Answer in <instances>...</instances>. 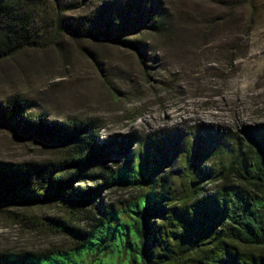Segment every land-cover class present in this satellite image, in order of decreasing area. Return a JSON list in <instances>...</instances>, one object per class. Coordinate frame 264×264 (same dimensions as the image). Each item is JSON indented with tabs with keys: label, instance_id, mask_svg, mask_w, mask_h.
Returning a JSON list of instances; mask_svg holds the SVG:
<instances>
[{
	"label": "trees",
	"instance_id": "obj_1",
	"mask_svg": "<svg viewBox=\"0 0 264 264\" xmlns=\"http://www.w3.org/2000/svg\"><path fill=\"white\" fill-rule=\"evenodd\" d=\"M62 5L0 0V63L40 47L51 29L55 43L96 40L145 63L147 35L168 29L158 0H100L70 17ZM35 107L19 95L0 100L1 128L57 150L0 160V214L62 242L0 251V264H264V124L102 138L94 119H52ZM48 206L63 215L27 213Z\"/></svg>",
	"mask_w": 264,
	"mask_h": 264
},
{
	"label": "rangeland",
	"instance_id": "obj_2",
	"mask_svg": "<svg viewBox=\"0 0 264 264\" xmlns=\"http://www.w3.org/2000/svg\"><path fill=\"white\" fill-rule=\"evenodd\" d=\"M60 1L63 15L70 17L86 14L89 4L100 0ZM158 1L168 29L147 35L153 50L145 63L134 52L96 40L58 37L55 43L51 29L43 45L0 63V100L19 95L34 102L32 112L52 119H94L102 138L264 124V0ZM54 153L0 127L2 161H40ZM27 213L41 219L63 210L48 206ZM61 242L0 214V251L43 250Z\"/></svg>",
	"mask_w": 264,
	"mask_h": 264
}]
</instances>
